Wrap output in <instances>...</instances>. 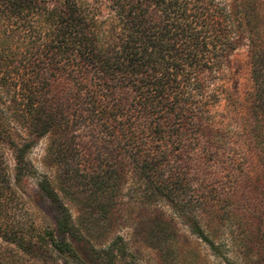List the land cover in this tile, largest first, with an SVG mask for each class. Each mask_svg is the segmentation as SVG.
Wrapping results in <instances>:
<instances>
[{
    "label": "trees",
    "instance_id": "obj_1",
    "mask_svg": "<svg viewBox=\"0 0 264 264\" xmlns=\"http://www.w3.org/2000/svg\"><path fill=\"white\" fill-rule=\"evenodd\" d=\"M246 41L244 156L264 184L260 0H0V264H122V237L96 247L67 202L111 212L129 178L130 190L169 202L218 249L192 212L194 199L220 202L225 189H193L191 166L217 140L211 86ZM44 139L51 174L29 157ZM39 201L52 222L40 225ZM247 210L264 246V198ZM92 218L100 228L110 220Z\"/></svg>",
    "mask_w": 264,
    "mask_h": 264
},
{
    "label": "rangeland",
    "instance_id": "obj_2",
    "mask_svg": "<svg viewBox=\"0 0 264 264\" xmlns=\"http://www.w3.org/2000/svg\"><path fill=\"white\" fill-rule=\"evenodd\" d=\"M260 1L264 7V0ZM247 43L232 53L227 67L211 86L216 88L217 101L209 108L208 119L214 126L217 140L209 148H199L201 161L191 166L190 186L193 189L198 190L205 184L225 189L226 194L220 202L209 200L205 206H198L194 199L196 206L192 212L218 249L213 250L203 242L169 202L146 201L130 190L133 183L130 178L121 189L119 207L111 212L95 213L88 203L66 201L76 224L86 225L85 233L96 247L122 237V242L118 241L126 247L121 254L122 264H264V246L255 241L256 224L247 210L252 201L262 202L264 198V184L257 182V168L247 162L251 160L248 155L244 156L243 148L246 142L245 104L253 84ZM45 146L44 139L29 157L40 173L51 174L42 164ZM207 148L213 152H208ZM208 156L212 158L208 160ZM248 167L250 170L245 171ZM35 190V181L25 187L26 198L31 202ZM187 199V195L182 198L184 202ZM35 211L39 213L40 225L41 217L49 223L55 217L53 208L40 201L39 210ZM92 217L110 220L100 228ZM245 235H248L246 240Z\"/></svg>",
    "mask_w": 264,
    "mask_h": 264
}]
</instances>
